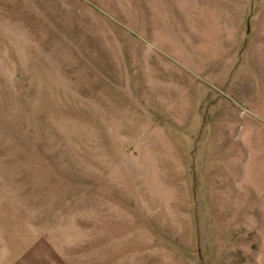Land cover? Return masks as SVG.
Wrapping results in <instances>:
<instances>
[{
	"label": "rangeland",
	"instance_id": "rangeland-1",
	"mask_svg": "<svg viewBox=\"0 0 264 264\" xmlns=\"http://www.w3.org/2000/svg\"><path fill=\"white\" fill-rule=\"evenodd\" d=\"M34 257L264 264V0H0V264Z\"/></svg>",
	"mask_w": 264,
	"mask_h": 264
},
{
	"label": "crops",
	"instance_id": "crops-1",
	"mask_svg": "<svg viewBox=\"0 0 264 264\" xmlns=\"http://www.w3.org/2000/svg\"><path fill=\"white\" fill-rule=\"evenodd\" d=\"M42 258H43V257H42ZM36 262H38L37 257H34L33 260L30 261L31 264H37ZM43 262H49V263L51 264V263L53 262V260H52V259L47 260V259L43 258ZM26 264H27V263H26Z\"/></svg>",
	"mask_w": 264,
	"mask_h": 264
}]
</instances>
